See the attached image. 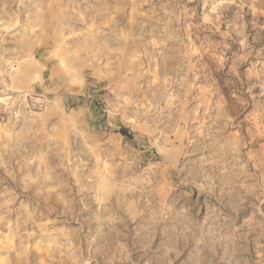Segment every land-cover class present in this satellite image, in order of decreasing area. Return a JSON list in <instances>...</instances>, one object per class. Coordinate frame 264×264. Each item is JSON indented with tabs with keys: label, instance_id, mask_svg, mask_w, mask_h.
<instances>
[{
	"label": "clouds",
	"instance_id": "1",
	"mask_svg": "<svg viewBox=\"0 0 264 264\" xmlns=\"http://www.w3.org/2000/svg\"><path fill=\"white\" fill-rule=\"evenodd\" d=\"M0 264H264V0H0Z\"/></svg>",
	"mask_w": 264,
	"mask_h": 264
}]
</instances>
